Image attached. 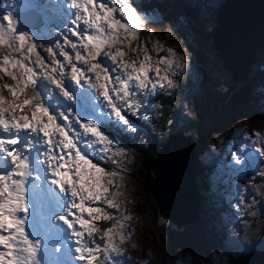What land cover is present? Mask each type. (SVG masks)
<instances>
[{
  "label": "rangeland",
  "instance_id": "374dc122",
  "mask_svg": "<svg viewBox=\"0 0 264 264\" xmlns=\"http://www.w3.org/2000/svg\"><path fill=\"white\" fill-rule=\"evenodd\" d=\"M186 1H196L200 21L185 9L183 0H134L133 6L142 21H137L138 31L130 46H125L127 42L119 45L126 53L124 59L127 62L139 67L146 55L149 57L150 75L155 76V69L159 67L160 76H167L175 86L168 88L165 84L163 89L158 87L156 95L141 96L145 103L137 114L127 112L137 131L120 133L119 146L125 152L123 157L94 158L98 166L106 169L102 184L109 189L107 198L116 205L110 207L106 201L86 203V207L102 208L110 217L105 220L102 213L101 219L94 221L97 226L93 233L95 242L103 247L107 242L105 232L110 230L112 241L121 250L120 254L112 253V259L106 264H113V261L116 264H228L229 254L264 247V175H261L264 173V48H256L247 76L237 81L236 87L224 95L222 85H229L230 77L221 68L222 59L211 45L207 26L204 27L214 23L215 9L220 0ZM69 3L70 0H0V22L7 26L8 22L2 21L4 15L13 11H29L31 18L28 17L27 21L32 19L33 24L24 25L14 18L17 30L27 31L37 44V50L50 63L51 57L41 45L48 47L56 42L63 43L60 34L75 27L71 24L75 10L69 8ZM119 7L116 5L117 9ZM114 16L120 19L118 12H114ZM128 22L131 24V20ZM79 26L83 28L82 23ZM70 38L77 42L75 37ZM198 48L206 54L205 65L194 57ZM65 49L75 57L70 46H65ZM56 58L63 61L59 55ZM169 59L180 60V68H176L175 63L171 66L174 73L163 63ZM32 60H35L34 56ZM204 69L209 78L207 82L203 78ZM180 72L187 73L191 81L182 98L180 115L168 132L154 134L147 127L146 119L155 107V99L162 92L175 89ZM247 79L245 111H241L240 102L228 103L227 100H230L228 95ZM0 84H3L2 79ZM4 95L11 98L6 90ZM21 114L31 116L27 108ZM79 114L86 115L83 112ZM175 130L190 134L195 140V161L199 158L200 178L205 186L199 187L197 218L180 227L171 221L159 220L156 211L158 201L148 187L153 175L148 181L150 166L147 167V159L140 150L144 152L147 150L145 146L163 142ZM202 130L206 131L203 133ZM124 133L142 146L122 139ZM111 155L109 153V157ZM237 156L244 160L243 164L236 163ZM109 171L114 172L115 177L109 175ZM29 199L32 200L31 192ZM136 201L143 210L136 209ZM30 211L27 231L33 237L39 235L43 239L44 248L49 250L48 256L43 257L48 264H76L70 258L75 247L74 237L68 238L66 243L59 241L65 249L71 246L69 251L62 254L50 251L51 244L57 242L46 232L48 217L53 214L39 195L32 200ZM84 215L88 218L87 213ZM53 223H56L54 218ZM34 224L41 226L39 233L33 231ZM56 227L62 228V225L56 224ZM90 246L95 247V244ZM100 258L103 259V254ZM250 264H264V259Z\"/></svg>",
  "mask_w": 264,
  "mask_h": 264
},
{
  "label": "snow or ice",
  "instance_id": "6c2138e0",
  "mask_svg": "<svg viewBox=\"0 0 264 264\" xmlns=\"http://www.w3.org/2000/svg\"><path fill=\"white\" fill-rule=\"evenodd\" d=\"M133 3L70 0L68 6L75 10L71 24L75 27L60 34L63 43L41 45L51 57L50 63L29 33L17 30L12 13L2 17L8 23L0 22V79L7 77L11 82L0 84V264H48L43 258L49 253L43 239L27 231L32 200L38 195L53 214L46 229L49 238L54 236L57 241L51 244V252L69 251L71 246L65 249L59 241L66 243L74 237L70 258L76 264H106L112 253H121L110 230L105 232L103 247L93 238L97 231L94 221H99L102 213L105 220L110 217L102 208L86 207V203L106 201L116 207L106 196L109 189L102 184L106 169L94 158L123 157L120 133L137 131L127 112L137 114L145 103L141 96L156 95L158 87L163 89L165 84L175 86L167 76H160L159 67L155 76L150 75L148 56L139 67L124 59L126 53L119 45L127 42L125 46H130L138 31L137 21H142ZM65 46H70L75 57ZM163 63L173 73V63L181 67L180 60ZM26 108L31 116L21 114ZM236 163L243 164L244 160L237 156ZM33 231L39 233L41 226L34 224ZM93 243L95 247L90 246Z\"/></svg>",
  "mask_w": 264,
  "mask_h": 264
},
{
  "label": "water",
  "instance_id": "95a60500",
  "mask_svg": "<svg viewBox=\"0 0 264 264\" xmlns=\"http://www.w3.org/2000/svg\"><path fill=\"white\" fill-rule=\"evenodd\" d=\"M11 13L22 24H33L32 19L27 21L28 17L31 18L29 11ZM207 30L211 35V45L222 59L221 68L230 77L229 85H222L225 95L236 87L237 81L247 76L256 48H264V0H220L215 9L214 23L208 24ZM177 141H180L179 145L176 144ZM195 148V140L190 134L175 130L155 150L150 165L153 175L151 189L158 201L157 213L160 221H171L180 227L197 218L196 206L200 204V199L194 171ZM163 154L168 157L165 159ZM164 169L165 172L173 171L175 175L169 187L165 186L167 183L163 173L160 174ZM155 176L160 177V180ZM161 184L164 192H161ZM263 259L264 247H254L235 255L229 254L226 261L228 264H250L254 260Z\"/></svg>",
  "mask_w": 264,
  "mask_h": 264
},
{
  "label": "trees",
  "instance_id": "16d2710c",
  "mask_svg": "<svg viewBox=\"0 0 264 264\" xmlns=\"http://www.w3.org/2000/svg\"><path fill=\"white\" fill-rule=\"evenodd\" d=\"M183 3L185 6V9L189 13H193L195 16H197V20L200 21L201 19H200V14L198 13L197 8H196V1L190 2V1L183 0ZM207 25H205L204 27H206ZM194 57L202 65H205L207 58H206V54L201 49L198 48L196 50ZM203 72H204L203 73L204 81L207 82L209 79L207 71L204 69ZM177 78H178V80H177V85H176L175 89L170 91V92H167V93L162 92L158 96V99H155V107L152 109L150 116L146 119L147 127L154 134L155 133L163 134V133L168 132V129L173 128V126L176 123L178 116L180 115V107H181L182 98H183L184 93L186 92L187 87L191 83V81H189L190 78L187 75V73H185V72L178 73ZM248 80L249 79H247V81L244 84L240 85L237 89L233 90L228 95L230 100L228 99L227 102L228 103L240 102L242 105V108H239V109L241 111H245V102H246V97H247L246 88H247ZM2 82L3 83L8 82V78L4 77L2 79ZM226 83H228V82H226ZM249 115L252 116V114L250 112H249ZM205 131L202 130L203 133ZM127 134L128 133H124L122 135V139H127V142H130V143L134 144L135 146L141 145L139 142L135 141L134 139H131ZM157 146H158V144H154V145L152 144L149 146H145L147 148V150L144 152L142 149H140L142 151V155L145 156L147 159V160H145L147 167L150 166V164H151L150 161L152 160V158H154L155 150L157 149ZM199 146H200V144H199ZM198 160H199V158H198ZM198 160L195 161L194 171H195L196 176L198 175L196 178V182H197V185L199 188V187H205V186H204L203 180L200 178L201 165L199 164ZM149 172H150L149 173L150 176L147 177L148 181L151 179V174H152L151 170ZM150 185H151V180L149 181L148 187H150ZM135 203H136V209L141 210L142 207L139 205L140 203L137 201ZM100 227L103 228V226H100Z\"/></svg>",
  "mask_w": 264,
  "mask_h": 264
},
{
  "label": "bare ground",
  "instance_id": "6f19581e",
  "mask_svg": "<svg viewBox=\"0 0 264 264\" xmlns=\"http://www.w3.org/2000/svg\"><path fill=\"white\" fill-rule=\"evenodd\" d=\"M213 47H214V46H213ZM214 48H215V47H214ZM215 49H216V48H215ZM172 141H173V140H172ZM178 143H180V141H177L176 144L179 145ZM176 151H177V150H176ZM178 151H179V150H178ZM173 152H174V151H173ZM159 156H160V155H159ZM163 157H165V159H166V157H168V156L165 155V154H163ZM163 157H162V158H163ZM169 158H170V157H169ZM165 170H166V169H164L163 172H160V174L163 173L164 178H165L164 181L167 183L165 186H166V187H169V182H170V180L173 181V179L175 178V175H174V172H173V171L170 173L169 171H166V172H165ZM155 177H156V176H155ZM156 178H158V181L160 180V177L157 176ZM161 178H163V177L161 176ZM165 182H164V184H165ZM179 182H180V179H178V183H179ZM151 185H152V184H151ZM151 185H150V189H151ZM160 189H161V192H164V191H163V184L160 185ZM160 189H159V190H160ZM152 191H153V189H151V193L153 194L154 191H153V192H152ZM154 197H156V196H154Z\"/></svg>",
  "mask_w": 264,
  "mask_h": 264
}]
</instances>
